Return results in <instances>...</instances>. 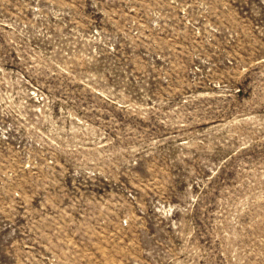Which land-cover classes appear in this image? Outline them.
<instances>
[{"label":"rangeland","instance_id":"obj_1","mask_svg":"<svg viewBox=\"0 0 264 264\" xmlns=\"http://www.w3.org/2000/svg\"><path fill=\"white\" fill-rule=\"evenodd\" d=\"M0 264H264V0H0Z\"/></svg>","mask_w":264,"mask_h":264}]
</instances>
